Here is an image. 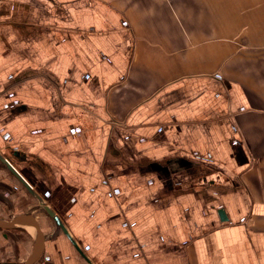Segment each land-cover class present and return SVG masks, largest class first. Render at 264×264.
I'll return each mask as SVG.
<instances>
[{
    "label": "crops",
    "instance_id": "crops-1",
    "mask_svg": "<svg viewBox=\"0 0 264 264\" xmlns=\"http://www.w3.org/2000/svg\"><path fill=\"white\" fill-rule=\"evenodd\" d=\"M0 264H264V0H0Z\"/></svg>",
    "mask_w": 264,
    "mask_h": 264
},
{
    "label": "water",
    "instance_id": "water-1",
    "mask_svg": "<svg viewBox=\"0 0 264 264\" xmlns=\"http://www.w3.org/2000/svg\"><path fill=\"white\" fill-rule=\"evenodd\" d=\"M4 160H6V162L9 164V162L7 161V159H4ZM7 166H8V169H9L14 175H16L20 180H23V179H21L22 177H20V175H19L16 171H14L13 167H12L10 164L7 165ZM11 167H12V168H11ZM23 181H24V180H23ZM218 213H219V215H220V218H221L223 221H226V220H227V217H226V215H225L223 209H219V210H218Z\"/></svg>",
    "mask_w": 264,
    "mask_h": 264
}]
</instances>
